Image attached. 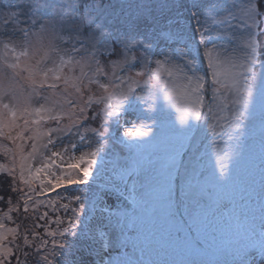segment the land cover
I'll use <instances>...</instances> for the list:
<instances>
[{
  "label": "snow or ice",
  "instance_id": "snow-or-ice-1",
  "mask_svg": "<svg viewBox=\"0 0 264 264\" xmlns=\"http://www.w3.org/2000/svg\"><path fill=\"white\" fill-rule=\"evenodd\" d=\"M262 24L259 0H0V139L15 145H0L12 160L0 173L15 191L18 162L25 213H63L35 224L52 238L43 264H84L81 251L92 264H264ZM66 137L71 154L51 150ZM116 149L123 163L96 183L98 159ZM0 229V264H11L3 241L18 229Z\"/></svg>",
  "mask_w": 264,
  "mask_h": 264
},
{
  "label": "trees",
  "instance_id": "trees-1",
  "mask_svg": "<svg viewBox=\"0 0 264 264\" xmlns=\"http://www.w3.org/2000/svg\"><path fill=\"white\" fill-rule=\"evenodd\" d=\"M131 2L134 8L137 0H131ZM259 3H260L261 12H264V0H259ZM261 28H264V24L261 25ZM258 45H259V52L261 54V57L264 58V32H260L258 35ZM94 109H97L98 111V106L94 105L93 109L90 110L89 112L92 114V111ZM99 120H100L99 118L96 119L95 121H92L90 119L87 122L89 123V125L90 124L94 125ZM0 162L1 163L4 162L2 158H0ZM15 188L16 190L14 191L13 178L7 172L0 173V218H2L0 219V222H2L6 228L18 229V234L15 237L14 243H10L13 241L12 234H7V240L3 241V244L6 245L7 242H9V245L13 248L14 255L10 258L11 264H14L13 260L16 256V253H17V257L19 256L21 259H24V257L21 255V252L28 253L26 264H43V262L41 261V256L45 255L47 253L48 248L51 247L52 238L45 236L44 227L36 228L35 224L40 223L41 225H44L49 218L54 219L56 215H60L61 217H63V213L62 212L54 213L51 209L46 208L45 206H40L39 210L36 212H34L30 207L29 211L25 213L23 210L24 209L23 200L21 199L22 196L21 190H23V192H27V187L25 185H22L19 182V179L16 178ZM37 189H38V185H37ZM61 193L64 195H68L67 193H63V192ZM77 194L81 195L82 197H88L90 195V192L86 186H82L79 188V192ZM51 196L55 198V193H52ZM40 199H43V197H40ZM82 202L84 201L82 200ZM10 208L16 210L9 212ZM45 211L49 212V217L46 218L45 221H38L36 217H38L40 214H42ZM85 211L87 212V208L85 209ZM5 213L11 216V219H8L7 216H5ZM48 227L50 229H55L56 225L49 224ZM33 232L39 233L40 236L34 239L32 234ZM25 235H27L29 241L28 245L24 244ZM41 238L48 239L49 245L37 251L36 248L40 244ZM17 245L20 246V249L16 247ZM83 253L84 252L81 251L79 254L82 255ZM49 259H52V257L50 256ZM57 264H59L58 261Z\"/></svg>",
  "mask_w": 264,
  "mask_h": 264
},
{
  "label": "rangeland",
  "instance_id": "rangeland-1",
  "mask_svg": "<svg viewBox=\"0 0 264 264\" xmlns=\"http://www.w3.org/2000/svg\"><path fill=\"white\" fill-rule=\"evenodd\" d=\"M207 2H208V0H205V3H207ZM7 3H8V5L16 6L18 4L26 3V0H7ZM217 42L218 43H227V40L225 39V40L217 41ZM209 47H211V45H209ZM93 91L97 92L95 86H93ZM97 94H99V92H97ZM33 102L36 103L35 100ZM95 106H97V105H95ZM101 107H102V105H99L98 106V110ZM95 110L97 111V109H94V111ZM88 115H89V117H91L92 114L89 112ZM128 118L132 119V117H128ZM62 123L67 124L68 123L67 119L62 121ZM100 123H101V120H99L94 125L90 124V126L99 128ZM149 123H150V121H149ZM51 126H54V125H51ZM46 127H47V125H46ZM217 131H219V129ZM120 132L122 134L123 129H121ZM56 135L57 134H55V133L53 134L54 137ZM245 137H246L245 142L248 145L252 146L256 153H259V150H260V139H261L259 127L257 126L255 128V130L253 131L252 126L248 125V127L245 128ZM69 139H70L69 137H66L64 139L63 143H57V146L55 148H52L51 150L52 151H63L65 145H67L69 154H71L72 150H71V146L69 144ZM211 139H212V137L209 136L207 140L203 141L202 150H201V154L204 155L203 163L208 168H211L213 166L214 156L212 154V149L210 147L207 148V154L205 155L204 154V146L209 145ZM215 139L219 142L218 146L223 148L224 147V143L223 142L225 140H227V137L218 135V136L215 137ZM0 145H6L7 147L13 148V149L15 148V145H13L11 142H9L7 140H4V139H0ZM30 148H31V142L29 141L27 146L25 147V153L30 151ZM41 151H43V150H41ZM79 154H80V152L76 151L75 155H79ZM101 155H102V158L98 159V164L96 166H94V170H95V168H99L100 169V176H99V179L96 181V183H99V184H103L105 181H107L110 178L113 169L115 167H117L119 164L123 163V160H124V158L126 156V150L121 152L119 149H116L115 151H109L106 155L103 154V153ZM0 158H2L3 161H4L3 163L0 162L2 165L7 166L8 168L12 167L11 154L5 155L4 152H3V149H0ZM35 164H37V165L39 164V157L35 161ZM14 174H15V177L17 179H19V164H18V162H17ZM10 176L13 178L12 175H10ZM173 188H174V192L176 194L177 199H183V197L180 195L179 181L174 182ZM60 191L63 192L62 189ZM108 202L109 203H116L114 198H109ZM152 219L153 218L150 215L145 217L146 223L151 222ZM94 223H95V221H94ZM3 231L4 230H0V232H3ZM8 234H10V233H8ZM6 246H10L9 242H7ZM128 251H131V248H129ZM113 254H116V252L113 251ZM16 258H17V253H16V256H15V258L13 260L14 264L16 263ZM77 258H82L84 264H92L93 258L91 256H88L86 254H84V255L78 254Z\"/></svg>",
  "mask_w": 264,
  "mask_h": 264
}]
</instances>
